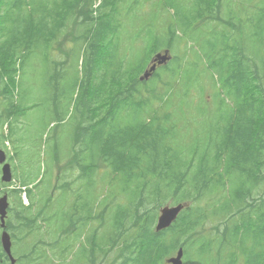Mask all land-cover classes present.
Masks as SVG:
<instances>
[{"label": "rangeland", "instance_id": "1", "mask_svg": "<svg viewBox=\"0 0 264 264\" xmlns=\"http://www.w3.org/2000/svg\"><path fill=\"white\" fill-rule=\"evenodd\" d=\"M39 4H44L50 10L57 5L60 11L68 9L61 0H35L25 10L36 9ZM219 5L222 6L220 16ZM88 10L91 11V8L88 7ZM120 10L122 14L114 18V24L121 22L119 31L109 30L107 34L113 41L112 55L110 48L105 53H92L89 44L78 40L82 34L77 23L73 22L62 35L66 36L64 44L54 42V47L48 46L39 52L26 44L16 51L17 74L10 76L15 79L14 86L10 78L0 79V135H5L4 140L0 139V149L7 151L14 176L11 182L14 186L4 188L10 192L15 185L31 184L29 198H39L38 203L35 201L37 205L30 208L36 219L32 229L35 232L33 240L17 243L15 235L11 233L12 254L19 259L18 264H24L20 254L34 245L35 241L46 239L49 231L48 239L59 238L60 247L58 250L49 248L47 260L33 259V264H83L84 251L87 246L92 247L91 236L95 228L102 226L106 238L113 232L112 216L117 205H125L127 201L126 196L119 193L135 194L127 192L126 176L115 173L110 161L103 157L102 149L106 143L110 144V140L102 134L103 126L99 120L108 111L97 112L92 121L88 118L86 108L85 93L89 79L104 68H112L115 72L121 62V57L116 56V46L121 49L120 54L137 52L144 50L148 42L157 44L159 40L173 38L175 48L170 51V55L172 58L180 57L173 64L180 66V71L174 78L178 83L170 108L176 107L173 122L178 123L177 131L187 141L196 139L197 130H205L207 138L215 135L217 129L225 125L224 118L236 99L225 87L226 77L212 65L205 52H223L226 49L237 51L235 43L239 42L241 47L264 59V0H123ZM216 17L232 22L236 28L242 27V33L217 24ZM0 27L9 29L11 23H1ZM90 28L89 41L92 42L91 37L98 34L99 26L92 24ZM252 32L257 34L251 36ZM118 39L123 41L117 44ZM60 40L63 41L62 38ZM160 46V50L149 53V60L167 51L164 44ZM219 61L224 60L218 56ZM160 74L162 82L158 85V91L162 92L163 85L170 83L171 79L165 73ZM95 79L97 82L102 76ZM7 84L10 85L11 94L6 93ZM139 88L143 90L144 86ZM113 89L115 96L114 86ZM109 90L108 87L107 92ZM187 90L189 96L182 97ZM143 94L139 100L145 99ZM238 99L242 101L244 97ZM101 100H98V105ZM12 103L15 105L12 109L15 116L8 119L6 114ZM156 104L153 102L154 107ZM171 111L163 106L156 108L153 118L160 119L159 125H162L165 123L164 117ZM148 114L147 109L141 111L140 120L144 121ZM231 121L242 132L248 128L244 116L240 119L233 116ZM257 133L258 136L250 140L254 149L264 146V128ZM237 162L241 167L230 175L245 173L253 169L256 163L243 160V157ZM261 162L260 177H253L246 184V188L253 189V193H206L203 206L211 218L228 214L223 209L225 204L236 210L238 204L233 200L239 196L243 198V211L226 224L222 239L215 231V228L222 230L220 221L209 223L207 220L202 228L203 240L206 241L194 244L191 250L185 249V260L203 264H229L231 253L232 264H264V257L259 253L261 249L262 252L264 250V244L261 243L264 237V150ZM87 166L90 170H87ZM78 169L81 180L72 183V176ZM66 181L71 182L69 187L53 191L55 184L63 185ZM0 185L4 186V183L0 181ZM235 189L236 185L233 187ZM173 200L170 196L164 199L165 206H171ZM19 201L18 197L10 201L8 225L12 216L26 210ZM200 202L186 200L184 203L195 206ZM104 210L107 211L106 216L101 214ZM78 214L85 221L78 223ZM251 214L259 216H253L244 223L242 217L250 218ZM70 219L75 222L72 232L68 231ZM234 222L241 226L236 237L232 226ZM17 226L18 230H22L20 222ZM238 237L244 239V245L241 246L240 242L230 244V240L237 241ZM202 245L205 249H201ZM252 245L257 253L250 259L243 255V251L250 253ZM43 252L44 248L39 247L36 254L41 255ZM112 260L113 253L105 257L106 264Z\"/></svg>", "mask_w": 264, "mask_h": 264}, {"label": "trees", "instance_id": "2", "mask_svg": "<svg viewBox=\"0 0 264 264\" xmlns=\"http://www.w3.org/2000/svg\"><path fill=\"white\" fill-rule=\"evenodd\" d=\"M97 1L99 0H61L62 5L67 6V10L60 11L59 5L50 10L44 4H39L36 9L28 8L26 11L28 4L35 3V0H0V24L11 23L9 29L0 27V38L6 37L4 40L0 39V79L8 77L14 86L15 79L10 76L17 74L16 51L26 44H30L38 52L45 50L48 46L52 47L54 42L64 44L66 36L62 35L73 22L82 26L83 41L89 44L92 53L98 51L105 53L110 48L112 55L113 41L112 37H107V34L109 30L117 33L121 27L119 21L114 24V18L122 14L120 4L123 0H100L101 4L96 8ZM219 6L221 9L222 6ZM95 11L97 15L94 14ZM220 22L227 27L234 25L230 21L221 20ZM92 24L99 26V32L91 37L92 42H90ZM256 34L252 32L251 36ZM61 38L63 41L60 40ZM118 40L117 44L121 41ZM155 43L148 42L147 48L141 54L136 55L130 51L129 56L122 55L115 72L112 68L110 70L104 68L88 81L85 93L88 118L93 121L97 112L108 111V114L99 120V124L103 126L102 134L110 140V144L106 143L102 149L103 157L110 161L115 173L126 176V190L135 194L127 195L128 204L118 207L113 219L114 230L110 236L100 240L95 239L92 247L89 250L85 249L83 259L88 257L90 251L100 250L103 254L107 252L106 248L114 246L117 251L116 264H162L180 246H185L188 251L195 243L200 235L197 236L199 222L194 219L193 213L203 215L202 209L197 208L195 211L194 206H189L170 229L156 233L154 230L156 211L164 199L170 196L176 203H184L186 200L197 203L202 202L206 193H225L227 189L233 190L234 185L236 189L233 193H252L253 191L246 188V184L253 177H257L255 168L259 169L262 164L260 158L264 146L254 149L250 140L254 137L253 134H256L255 129L263 130L264 128V59L261 55L247 53L242 48L231 52L226 49L212 57L208 56L212 65L226 77L225 87L236 99L229 108L227 117L224 118L225 125L218 128L215 135L207 138L206 131L202 129L198 131L200 136L198 145L188 146L178 139L179 134L176 131V125L171 123L170 115L164 117L165 123L162 125L153 120L148 123L140 120V113L144 110V106L143 102L137 103L139 96L143 93L156 94V81L148 85L146 81L139 80L148 64L149 53L160 50L161 44H164L167 49L174 45L173 38ZM117 54L118 46H116V56ZM218 56L224 61L218 62ZM176 59L179 60V58ZM179 69L177 66L173 68L168 66L164 69L172 78L171 82L165 85L164 95L155 96L162 105L170 104L171 94L177 85L173 77ZM155 75L162 79L159 73ZM97 76H102V79L96 82ZM140 86H144V89L141 90ZM108 87L110 90L107 92ZM6 93L11 94L8 84ZM187 95L188 92L185 93V96ZM104 96L106 97L103 98ZM240 96H243L244 100L240 101L238 99ZM99 99L102 100L98 105ZM148 104L147 102L146 105ZM14 107L12 103L11 109L6 114L8 119L15 116L12 113ZM133 108L134 113L125 126L113 127L109 120H114L121 111H129ZM233 116L237 119L244 116L248 128L242 132L236 124L232 123ZM1 138L4 139V136L1 135ZM224 156L228 157V160L223 163ZM241 157L246 161H256L253 169L247 170L244 176H230L232 171L241 167L238 162L234 163L233 159L239 160ZM86 168L90 170L89 166ZM222 168H224L223 171ZM28 185L30 184H20L27 189ZM21 187L16 186L12 194L19 196ZM31 192L28 189V196ZM233 202L238 204L235 212H233V206H226V204L223 206L230 216L243 211L241 196ZM33 206L34 204L30 201L29 208L27 207L28 209L23 212L19 220L23 228L30 231L36 223L34 214L30 212ZM253 216L259 215L251 214L250 218L242 217L244 223L251 220ZM73 226H75L74 220ZM9 228L12 227L9 225ZM18 229L19 226L16 229L17 232L20 231ZM182 240L183 243H181ZM243 240L240 241L241 246L244 245ZM261 243L264 244V237ZM51 247H60L59 240L52 243ZM256 253L252 245L250 259ZM259 253L264 257V250L262 252L261 249ZM0 264H8L1 244ZM184 264L203 263L185 260Z\"/></svg>", "mask_w": 264, "mask_h": 264}, {"label": "water", "instance_id": "3", "mask_svg": "<svg viewBox=\"0 0 264 264\" xmlns=\"http://www.w3.org/2000/svg\"><path fill=\"white\" fill-rule=\"evenodd\" d=\"M169 60V57L166 55H158L156 59L154 60L155 63L150 69L149 72H147L142 80L148 79L151 74L156 70L158 65H163L167 63ZM7 161V155L6 153L0 149V165L4 164L2 167V181L5 183H9L12 181V171H11V165L9 163L5 162ZM8 197L4 196L0 199V220H1V227L5 228L6 226V217H7V209H8ZM183 205H178L176 207L172 208H164L162 210V215L159 218V222L157 225L156 230L159 232L161 230H164L171 226V224L177 219L180 212L183 210ZM1 242L3 245V248L5 252L11 257V238L7 232L2 233ZM182 257H183V249L181 248L178 253L177 257L171 258L167 261V264H182ZM12 258V257H11ZM12 264H15L14 260L12 261Z\"/></svg>", "mask_w": 264, "mask_h": 264}, {"label": "flooded vegetation", "instance_id": "4", "mask_svg": "<svg viewBox=\"0 0 264 264\" xmlns=\"http://www.w3.org/2000/svg\"><path fill=\"white\" fill-rule=\"evenodd\" d=\"M87 264H96V254H92L87 260Z\"/></svg>", "mask_w": 264, "mask_h": 264}]
</instances>
